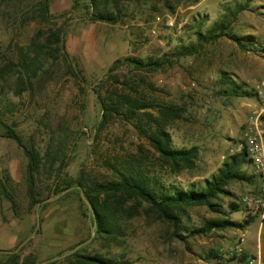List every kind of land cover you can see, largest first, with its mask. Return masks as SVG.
<instances>
[{"label":"rangeland","instance_id":"374dc122","mask_svg":"<svg viewBox=\"0 0 264 264\" xmlns=\"http://www.w3.org/2000/svg\"><path fill=\"white\" fill-rule=\"evenodd\" d=\"M79 1L73 7L74 0H52L50 9L53 15L66 13L56 22L66 25L64 44L80 80L68 72L62 61L53 65L50 77L34 79L32 89L21 95L15 93L14 71L1 79L4 92L0 95V180L10 179L5 183L11 199L0 195V251L15 250L32 236L23 254L34 252L38 264L61 256L90 238L89 208L80 199L77 188L63 195L53 193L55 199L39 209L38 205L31 207L26 196L27 158L15 141L3 137L2 121L7 125L16 122L15 129L25 140H34L42 155L49 143L59 144L65 138L67 152L74 142V150L69 154L71 177L87 166L96 176L105 178L108 172L102 166L101 155L115 158L143 149L152 159L153 150L131 121H118L108 135L101 136L98 142L93 139L94 125L101 114L94 87L107 76L115 60L129 55L162 58L181 46L197 45L196 29L207 32L226 21L227 10L246 4L244 10L228 19L226 35L204 44L195 55L180 58L173 67L149 74L153 87H143L145 95L154 102L183 108L182 118L169 128L171 139L175 147H198L197 166L181 175L164 177L169 183L187 187L215 175L228 159V150L241 139L247 122L259 109L260 100L254 88L264 83V0H124L119 7L118 24L91 20L85 7L88 0ZM7 11L0 19L1 65L16 63L18 48L25 47L43 26L37 22L24 25L19 9L13 12L9 7ZM171 21L173 25H169ZM242 38L251 40L250 46L241 45L237 39ZM119 73L125 75L128 71L123 68ZM234 85L240 90L229 95ZM152 112L158 116V112ZM242 169L246 175H253L249 163ZM256 184L254 179L250 183L231 182L226 193L215 200L220 205L218 210L206 205L186 209L182 218L186 230L180 232L184 240L173 238V228L147 215L143 205L140 214L125 221V234L119 237V243L88 244L84 252L102 253L129 264H233L223 258L208 259L209 251L225 250L239 240L245 248L250 242L264 249L261 214L251 213L240 203L241 196L253 193ZM231 203L239 206L234 212ZM37 212L39 232L35 230ZM249 216L254 220L246 225ZM216 218L244 227L190 235L194 228ZM64 259L58 260V264H66Z\"/></svg>","mask_w":264,"mask_h":264},{"label":"trees","instance_id":"16d2710c","mask_svg":"<svg viewBox=\"0 0 264 264\" xmlns=\"http://www.w3.org/2000/svg\"><path fill=\"white\" fill-rule=\"evenodd\" d=\"M123 1L88 0L85 7L88 9L87 14L91 20L118 24L119 7ZM251 1L253 0H247V2ZM79 4V0H74L72 6ZM50 5L52 0H0V19L4 14L9 13L7 9L11 7L13 12L18 9L22 11L21 20L24 25L37 22L46 26L44 28L41 26L25 47L18 48L16 63L13 61L5 65L0 63V95L4 92L1 79L5 78V74L11 71L16 73L15 93L21 95L28 89H32L34 79L44 80L50 77L53 73V65H56L58 61H62L68 72L80 80L70 63V56L64 44L66 25H57L56 22L66 13L53 15ZM245 5L227 10L224 15L226 21L208 29L207 32H202L201 28L196 29L197 45L181 46L174 53L166 54L162 58L140 59L129 55L115 60L108 68L107 76L94 87L93 92L101 114L94 125L93 139L98 142L101 136L108 135L110 127L118 121H131L139 135L144 137L153 150L154 158L152 159L143 149L135 154L129 153L115 158L101 155L102 166L108 172L105 178L96 176L93 170H88L87 166L83 167L77 176L71 177L68 174L69 154L74 150V142L71 143L67 152L63 143L65 138H62L59 144L58 142L49 143L45 154L42 155L34 140H25L15 129L16 122L13 125H7L2 121L5 129L3 137L15 141L27 158L25 180L26 196L30 206L39 205L53 193L59 194L73 187L82 191L93 207V210L89 209V212L96 230L90 245L97 242L101 244L102 241L119 243V237L125 234V221L127 218L132 219L140 214V208L143 205L147 215L173 228V238L184 240L185 236L180 232L183 229L186 230L182 222L186 209L206 205L218 210L220 205H217L215 200L226 193V187L231 182H252L255 177L246 175L242 169V166L249 161L246 155L238 154L228 157L215 175L204 179L200 184L191 183L187 187H181L177 183H169L165 175L178 176L187 169L196 168L199 150L196 146L179 148L173 145L169 128L175 120L182 118L183 108L171 103L154 102L155 100L146 96L143 90L144 86L153 87L148 81L149 74L165 67H173L180 58L193 56L204 44L215 42L226 35L229 28L228 19L244 10ZM243 39L246 40V38L237 40L243 46L247 44L250 46L251 40L243 43ZM48 62L49 67L46 66ZM123 68L128 71L125 75L119 73ZM239 90L240 88L234 85L228 93L236 95ZM152 111L158 112V116ZM53 139L51 137L52 141ZM154 160L159 163L156 164ZM5 182L9 183L10 179L7 177L5 181L0 180V195L11 199ZM79 197L82 200L80 195ZM10 201L15 206V202ZM230 206L233 212L239 207L236 203H231ZM253 218L249 216L245 224L252 223ZM231 227L244 226L229 219L216 218L207 221L200 228H194L190 235ZM23 249L24 247L17 253L0 254L2 257L0 264H38L35 253L29 252L24 255ZM220 252V249L209 251L208 259H222ZM247 258L248 254H244L238 260L243 262ZM235 259L237 257L225 259V261L234 262ZM64 260L66 264H129L102 253H85L84 247ZM262 260L264 264V253ZM58 263L54 260L47 264Z\"/></svg>","mask_w":264,"mask_h":264},{"label":"built area","instance_id":"2783aa9c","mask_svg":"<svg viewBox=\"0 0 264 264\" xmlns=\"http://www.w3.org/2000/svg\"><path fill=\"white\" fill-rule=\"evenodd\" d=\"M158 22L161 21L157 18ZM171 21L169 25H173ZM254 92L260 100L259 109L256 114L250 117L246 124V130L240 140H237L228 150V157L244 154L253 170L256 180V188L253 193L241 196L240 203L251 213H260L264 220V83L254 88ZM219 255L224 259L237 257L233 264H263L260 255H248L247 260L241 262L238 258L246 254L243 241L239 240L233 246L223 250L220 249Z\"/></svg>","mask_w":264,"mask_h":264},{"label":"water","instance_id":"95a60500","mask_svg":"<svg viewBox=\"0 0 264 264\" xmlns=\"http://www.w3.org/2000/svg\"><path fill=\"white\" fill-rule=\"evenodd\" d=\"M72 189H73V187L68 188L67 190H65L64 192H62L61 195L65 194L66 192H69V191L72 190ZM80 196H81L82 200L86 203V205L88 206V208H89L90 210H93V207H92L91 203L85 198V196L83 195L82 191L80 192ZM54 199H55L54 196L49 197L48 199H46L45 201H43L42 203H40V204L38 205V209L41 207V205L46 204V203H50V202L53 201ZM36 219H37V228H36L35 230H38V228H40V225H41V224H40V216H39L38 212L36 213ZM95 230H96V227H95V226L93 225V223H92L91 236H90L89 239H87L86 241H84V242L78 244L75 248H71V249H69L68 251L64 252L63 255H61V256H57V257H54V258L51 259V260H47V261H45V262H42L41 264H47V263H49V262H51V261H53V260L58 261V260H61V259L66 258L67 256H69V255H71V254H73V253H76L79 249H81V248H83L84 246L88 245V244L92 241V239H93L94 236H95ZM31 239H32V236H29V237L26 239V241L23 242L20 246H17L15 250H10V251H0V253H2V254H12V253H17V252H19L24 246H26L27 243H28Z\"/></svg>","mask_w":264,"mask_h":264},{"label":"crops","instance_id":"0c3cea01","mask_svg":"<svg viewBox=\"0 0 264 264\" xmlns=\"http://www.w3.org/2000/svg\"><path fill=\"white\" fill-rule=\"evenodd\" d=\"M246 254L251 255V256H256L260 255L262 257L264 253V249L260 250V248L256 247V245L250 244V242L247 244V247L245 248Z\"/></svg>","mask_w":264,"mask_h":264}]
</instances>
